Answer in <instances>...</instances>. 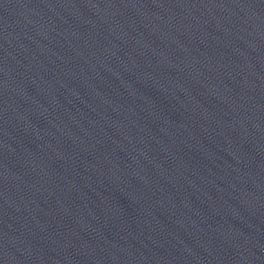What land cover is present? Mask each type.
Here are the masks:
<instances>
[{
    "label": "water",
    "instance_id": "1",
    "mask_svg": "<svg viewBox=\"0 0 264 264\" xmlns=\"http://www.w3.org/2000/svg\"><path fill=\"white\" fill-rule=\"evenodd\" d=\"M0 264H264V0H0Z\"/></svg>",
    "mask_w": 264,
    "mask_h": 264
}]
</instances>
